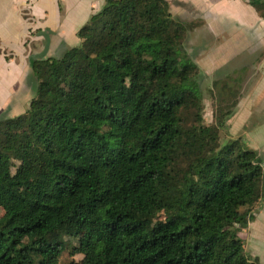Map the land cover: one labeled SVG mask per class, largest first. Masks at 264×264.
I'll list each match as a JSON object with an SVG mask.
<instances>
[{
    "label": "trees",
    "instance_id": "16d2710c",
    "mask_svg": "<svg viewBox=\"0 0 264 264\" xmlns=\"http://www.w3.org/2000/svg\"><path fill=\"white\" fill-rule=\"evenodd\" d=\"M195 25L165 0H104L75 46L29 58L28 107L0 117V264L68 245L87 262L67 264H261L236 227L264 201L263 157L228 133L237 76L213 82L233 106L204 124Z\"/></svg>",
    "mask_w": 264,
    "mask_h": 264
},
{
    "label": "crops",
    "instance_id": "0c3cea01",
    "mask_svg": "<svg viewBox=\"0 0 264 264\" xmlns=\"http://www.w3.org/2000/svg\"><path fill=\"white\" fill-rule=\"evenodd\" d=\"M165 1L174 18L196 24L186 33L185 50L207 78L219 70L248 67L258 68L259 83H264V20L253 0ZM103 4L104 0H0V117H15L28 107L33 88L29 58L57 57L75 46L77 31ZM247 98L237 114L247 112ZM232 121L229 132L236 136L244 122L233 128Z\"/></svg>",
    "mask_w": 264,
    "mask_h": 264
},
{
    "label": "rangeland",
    "instance_id": "374dc122",
    "mask_svg": "<svg viewBox=\"0 0 264 264\" xmlns=\"http://www.w3.org/2000/svg\"><path fill=\"white\" fill-rule=\"evenodd\" d=\"M243 67L227 68L224 71L220 70L214 78H207L198 67L200 72L199 86L202 93V104H203V120L204 124L208 126H215L214 117L219 111L230 109L233 106L232 98L227 95H217V92L210 93V88L213 87V82L215 80H230L231 78H236L241 83L236 91L238 96L240 95L237 103L236 113L231 118L232 127L234 128L238 123L244 122L240 129L237 130L236 136H233L229 132L231 137L240 138L242 143L247 147L255 150L263 157L261 167L264 170V83H259L262 79L261 71L258 68H245V71L239 73L238 70ZM234 70L238 71L234 74ZM232 80H230L231 82ZM247 102V112H242L237 114L239 104L243 102L244 98ZM249 113V114H248ZM236 116V117H235ZM235 117V118H234ZM230 119V120H231ZM229 123V121H228ZM221 136L224 135L221 133ZM252 149V148H251ZM0 211V215H1ZM238 236L243 241V246L246 254L251 256H256L261 264H264V201L260 200L255 208L254 221H249L245 228L236 227ZM68 248L70 246L68 245ZM65 249L59 259V264H67L71 261L86 263L87 259L80 254L71 255L69 250Z\"/></svg>",
    "mask_w": 264,
    "mask_h": 264
}]
</instances>
